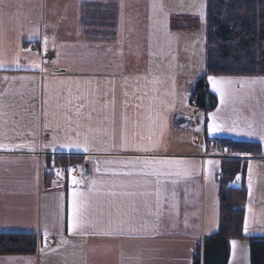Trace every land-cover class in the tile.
<instances>
[{
  "label": "crops",
  "instance_id": "0c3cea01",
  "mask_svg": "<svg viewBox=\"0 0 264 264\" xmlns=\"http://www.w3.org/2000/svg\"><path fill=\"white\" fill-rule=\"evenodd\" d=\"M196 1L193 0L194 5L198 4ZM188 3L192 5L191 1ZM205 5L206 0L203 9ZM138 11L146 18L140 17ZM167 13L166 0L0 2V60L7 62L0 69V142H24L35 147L34 152L27 148L0 149V231L37 233L43 239L36 254L0 255V264H193L196 248L200 245L203 253L205 237L219 230L217 175L221 155L216 148L193 141L189 122L193 112L198 111L199 131L204 139L218 137L264 145L258 136L228 131L208 133V124L213 122L211 114L217 109L220 111L216 123L230 125L236 120L243 127L247 121L256 129L264 125V85L233 84L229 86L232 95L222 105L219 93L213 91L209 82V89L217 98L216 108L202 111L192 106L189 95L193 85L206 72L205 16L202 19L200 15L199 22H191L192 26L175 27L174 17ZM17 56L22 66L19 68L12 63ZM33 61L39 67H30ZM5 76L9 79L4 80ZM81 95L87 98L84 103L88 105L82 111L96 109L91 113L92 120L85 115L81 124L107 130L108 134L91 133L88 127L76 128L75 106L81 101L75 97ZM113 96L114 109L104 108V102ZM70 99L74 122L68 131L63 121L68 108L58 105L67 104ZM163 118L167 124L161 133ZM45 123L49 125L47 129ZM77 130L81 141L85 135L98 137L92 142L91 152L60 147L67 136L76 139ZM138 132L145 137L154 132L152 139L159 141L156 151L147 155L183 159L193 166L190 176L162 178L165 204L155 231L138 230L142 221L130 219V204L138 197L107 195L112 189L110 181L115 178L103 171V161L145 154L115 147L111 151L103 149L112 143L110 136L114 135L117 144L122 135L134 142L139 139ZM53 135L57 137L54 143ZM48 144L53 146L45 147ZM70 155L84 157L83 162L90 164L89 174L81 177L80 185L61 181L55 190H47L52 184L48 173L53 160ZM239 158L247 164L248 192L243 205L249 227L244 236H264V150L260 155L240 154ZM208 160L216 164L207 165ZM96 161L100 162V172L95 171ZM92 179L98 183L90 194L91 218L106 222L109 214L113 218L120 216L129 220L131 231L126 225L123 234L113 236L69 233L70 193L74 188L88 192ZM173 179L178 181L176 185L171 183ZM173 190L177 194L178 215H172L169 209ZM61 238L67 243L62 244ZM46 240L52 243L47 245Z\"/></svg>",
  "mask_w": 264,
  "mask_h": 264
},
{
  "label": "trees",
  "instance_id": "16d2710c",
  "mask_svg": "<svg viewBox=\"0 0 264 264\" xmlns=\"http://www.w3.org/2000/svg\"><path fill=\"white\" fill-rule=\"evenodd\" d=\"M205 11L206 72L196 79L189 102L199 110L212 111L217 98L209 89V76L264 77V0H206ZM223 141L230 153L263 152L258 141ZM83 161L82 156L70 155L58 156L53 163ZM246 172L247 164L242 159H221L217 175L219 230L205 237L203 253L200 245L196 248L193 264H228L230 241L245 237ZM41 243L43 239L37 233L0 231V255H34ZM250 259L252 264H264V236L250 237Z\"/></svg>",
  "mask_w": 264,
  "mask_h": 264
},
{
  "label": "snow or ice",
  "instance_id": "6c2138e0",
  "mask_svg": "<svg viewBox=\"0 0 264 264\" xmlns=\"http://www.w3.org/2000/svg\"><path fill=\"white\" fill-rule=\"evenodd\" d=\"M2 2V0H0ZM157 5L153 4V9H155ZM162 8V5H160ZM203 5L200 7V15L203 19L204 11ZM167 14H165L166 16ZM166 27V25H165ZM35 34V33H34ZM31 38V37H30ZM47 40L45 38V45ZM21 51H24L21 49ZM6 61L0 60V69L5 68ZM12 63L16 64L17 68L22 67L19 64V57L12 61ZM27 67V66H24ZM30 67L36 68L39 67L38 64L33 61ZM41 71H45L41 69ZM4 80H8L9 77H3ZM11 79H20V80H32L34 77H12ZM208 81L211 84V87L214 92L219 93L221 104H225L228 101L229 96L232 95V89L229 87L233 84L239 83L241 85H255L257 83L264 85V79H248V80H232V79H223L217 78L214 76H209ZM60 83H65L61 81ZM69 94L71 95V90L69 89ZM76 100L81 101L78 105L75 106V123L76 128L80 127H88L89 132H103L104 134H108L107 130L92 128L90 125H82L81 119L86 115L89 121L92 120V111H96L93 107L90 111L85 113L82 111L88 105L84 103L87 99L85 96H77ZM47 104V100L44 101ZM72 104V100H68L65 105H58V107L68 108V111L63 116V121L65 125L68 126V131H71V124L74 122V117L72 115V109L69 108V105ZM115 100L114 96L110 97L107 101L104 102L103 107L108 109H114ZM125 106L126 102H125ZM220 109H217V113ZM217 113H212V123L208 124V133L215 134L218 132H235L237 134L243 133L249 137L258 136L261 141H264V125H261L259 129L253 127L251 122L245 123V126L241 127L236 120H234L230 125H225L222 123H216L218 119ZM45 117H47V111L44 113ZM164 119V123L160 125L161 133L163 127L166 126L167 120ZM61 125L58 123L57 128ZM45 129L49 127L47 123L44 125ZM199 131V129H197ZM155 133H151L149 136L145 137L141 133H137L139 139L134 142H130L127 135H122L120 142L115 143L114 135L110 136L112 143L104 151H111L112 148H119L121 151H135L137 153H142L145 155L135 156L133 158H121L119 156L115 158L106 159L103 161L105 167L103 169L106 173H111L112 177L115 179L110 181L112 184V189L107 192L109 196H121V197H130V198H139L138 200L134 199L130 204V219H139L142 221L138 230L149 231L150 229L155 231L158 228V221L160 219L161 212L164 210V191L163 188L164 181L162 178H170V177H187L191 175V168L193 167L191 163L187 160L183 159H168V158H157L155 156H149L148 153H153L159 146V141L153 140L152 135ZM2 135V133H0ZM80 132L76 131V139H73L71 136H67L66 140L60 144L61 148L68 149H83L85 153H89L92 151V142L98 139L96 135H92L91 137L85 135L83 140L79 139ZM57 140V137L53 135L52 141L53 143ZM53 144L45 145V147H52ZM29 149V151H35V147L30 144H26L24 142L7 144L0 142V149L12 150V149ZM100 151V149H97ZM207 165H215L216 162L213 160L206 161ZM95 171L100 172V162H95ZM208 175H211L210 169H206ZM56 175L59 177L62 175L60 170H57ZM121 177H128L132 179L123 180ZM150 177H155L154 180L149 179ZM241 177L239 175L236 176V180L239 181ZM71 182L73 185H80L83 183L82 180H78L76 176H72ZM98 183L96 179H92L90 184L92 187L89 188L88 192L79 190L74 188L71 193V199L69 202V210H68V219H67V228L69 233L74 235H104V236H113L120 235L125 232L126 225H129V220H126L120 216L113 218L111 214L107 221L97 220L91 218V213L89 211V200L90 194L92 193L95 185ZM173 185H176L178 181L173 179L171 181ZM119 188L120 191H116L115 189ZM248 188L249 195L251 196L252 191V177H251V167L249 168V179H248ZM176 192L172 191L173 200L169 204V209L172 215H178V201L176 200ZM154 197V199H152ZM249 211L251 209L249 208ZM150 217H155V220L149 219ZM249 220L247 217L244 219V232L248 233ZM128 230L131 231L132 228L129 225ZM45 237H47L48 233L45 229L44 233ZM61 243H67L66 240L61 238ZM231 245L233 248V255H235V249L237 247V241H231Z\"/></svg>",
  "mask_w": 264,
  "mask_h": 264
},
{
  "label": "rangeland",
  "instance_id": "374dc122",
  "mask_svg": "<svg viewBox=\"0 0 264 264\" xmlns=\"http://www.w3.org/2000/svg\"><path fill=\"white\" fill-rule=\"evenodd\" d=\"M193 5H190V2ZM168 4V13L171 14L175 19V27H188L194 25L193 21L196 23L200 20V7L204 6L205 0H197L198 4L194 5L193 0H166ZM155 11V10H154ZM205 16V8L203 9ZM130 12V10H129ZM140 17L146 18V15L141 11H138ZM129 16V14H128ZM157 16V15H154ZM203 16V17H204ZM140 17L138 19H140ZM158 25H161L159 23ZM262 144V143H261ZM263 150L264 145L262 144ZM244 232V229H243ZM237 241V247L235 249V255H233V248L231 241ZM230 241V256L228 264H252L250 259V237H242L232 239Z\"/></svg>",
  "mask_w": 264,
  "mask_h": 264
},
{
  "label": "built area",
  "instance_id": "2783aa9c",
  "mask_svg": "<svg viewBox=\"0 0 264 264\" xmlns=\"http://www.w3.org/2000/svg\"><path fill=\"white\" fill-rule=\"evenodd\" d=\"M199 125H200L199 119L195 115L193 120L190 123V127L194 130L193 140L197 143H203L202 137L199 131H197V129L199 128ZM212 144H214L216 148L220 150L224 155H228L227 146L219 138L212 139ZM232 156H236V155H232ZM57 170H60L62 172V175L59 177L56 175ZM51 171H52V178L54 179L68 177L71 180L72 176H76L77 179H79V177L81 176V169L77 165H64L63 164V165H59L53 168Z\"/></svg>",
  "mask_w": 264,
  "mask_h": 264
},
{
  "label": "water",
  "instance_id": "95a60500",
  "mask_svg": "<svg viewBox=\"0 0 264 264\" xmlns=\"http://www.w3.org/2000/svg\"><path fill=\"white\" fill-rule=\"evenodd\" d=\"M84 175H88L90 172V164L89 163H85L84 166Z\"/></svg>",
  "mask_w": 264,
  "mask_h": 264
}]
</instances>
